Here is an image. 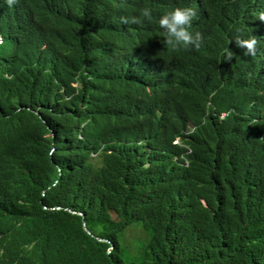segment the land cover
Returning a JSON list of instances; mask_svg holds the SVG:
<instances>
[{
  "label": "trees",
  "instance_id": "16d2710c",
  "mask_svg": "<svg viewBox=\"0 0 264 264\" xmlns=\"http://www.w3.org/2000/svg\"><path fill=\"white\" fill-rule=\"evenodd\" d=\"M185 6L199 51L167 48L158 24ZM144 8L151 22L121 23ZM262 14L0 0V264H264Z\"/></svg>",
  "mask_w": 264,
  "mask_h": 264
},
{
  "label": "clouds",
  "instance_id": "9594fccd",
  "mask_svg": "<svg viewBox=\"0 0 264 264\" xmlns=\"http://www.w3.org/2000/svg\"><path fill=\"white\" fill-rule=\"evenodd\" d=\"M16 0H7L9 6L15 3ZM198 16L196 8L185 6L175 7L174 9L163 14L158 21L159 27L163 30L164 43L167 48L179 51L181 48L184 50L199 51L203 45L204 35L197 31L193 33L190 31L194 19ZM153 19L152 12L148 8L140 11L139 16L121 17V23L142 26L145 21L151 22ZM264 20V14L259 17ZM236 46L246 49L245 56H255L257 53V45L259 43L258 37L255 35L249 36L247 39L237 37L235 39ZM224 59L231 61L234 53L230 48L224 50ZM5 78H8L7 75Z\"/></svg>",
  "mask_w": 264,
  "mask_h": 264
},
{
  "label": "rangeland",
  "instance_id": "374dc122",
  "mask_svg": "<svg viewBox=\"0 0 264 264\" xmlns=\"http://www.w3.org/2000/svg\"><path fill=\"white\" fill-rule=\"evenodd\" d=\"M143 232L140 229H129L125 234L124 242L128 244L129 247H133L143 238Z\"/></svg>",
  "mask_w": 264,
  "mask_h": 264
},
{
  "label": "bare ground",
  "instance_id": "6f19581e",
  "mask_svg": "<svg viewBox=\"0 0 264 264\" xmlns=\"http://www.w3.org/2000/svg\"><path fill=\"white\" fill-rule=\"evenodd\" d=\"M252 78V77H251Z\"/></svg>",
  "mask_w": 264,
  "mask_h": 264
}]
</instances>
